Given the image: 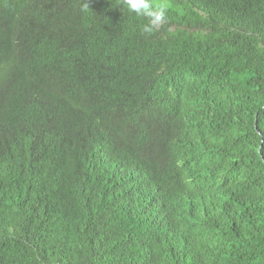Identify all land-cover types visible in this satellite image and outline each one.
Wrapping results in <instances>:
<instances>
[{
    "label": "trees",
    "instance_id": "obj_1",
    "mask_svg": "<svg viewBox=\"0 0 264 264\" xmlns=\"http://www.w3.org/2000/svg\"><path fill=\"white\" fill-rule=\"evenodd\" d=\"M163 2L0 0V264H264V0Z\"/></svg>",
    "mask_w": 264,
    "mask_h": 264
},
{
    "label": "clouds",
    "instance_id": "obj_2",
    "mask_svg": "<svg viewBox=\"0 0 264 264\" xmlns=\"http://www.w3.org/2000/svg\"><path fill=\"white\" fill-rule=\"evenodd\" d=\"M120 6L129 14L142 18L146 21L141 25L142 34L152 35L168 19L169 5L163 0H119ZM82 196L79 198L78 208Z\"/></svg>",
    "mask_w": 264,
    "mask_h": 264
}]
</instances>
